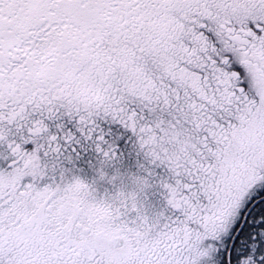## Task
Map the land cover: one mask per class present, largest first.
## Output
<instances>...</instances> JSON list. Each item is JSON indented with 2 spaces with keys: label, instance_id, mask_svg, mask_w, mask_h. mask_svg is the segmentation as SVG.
Segmentation results:
<instances>
[{
  "label": "snow or ice",
  "instance_id": "1",
  "mask_svg": "<svg viewBox=\"0 0 264 264\" xmlns=\"http://www.w3.org/2000/svg\"><path fill=\"white\" fill-rule=\"evenodd\" d=\"M0 264H264V0H0Z\"/></svg>",
  "mask_w": 264,
  "mask_h": 264
}]
</instances>
